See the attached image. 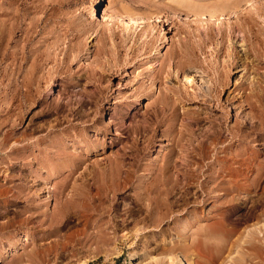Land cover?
Masks as SVG:
<instances>
[{
    "label": "rangeland",
    "instance_id": "1",
    "mask_svg": "<svg viewBox=\"0 0 264 264\" xmlns=\"http://www.w3.org/2000/svg\"><path fill=\"white\" fill-rule=\"evenodd\" d=\"M182 1L185 3L183 4ZM263 1L0 0V172L8 170L13 177V180L7 183L4 178H1L0 183L2 185L0 184V189L6 192L5 188L10 189L12 186L23 184L22 186L26 185L27 191L31 190L33 195L38 193L41 195L35 196V206L39 207L36 214H32L33 211L24 212L28 209V196L19 198L16 202L11 201L9 205L4 202L7 198H0V264H17L20 256L23 254L26 256V253L30 255L34 249L41 251L38 252V257L32 260L25 257L24 264H156L159 259L163 260L161 264H168L167 260L164 259L166 254L163 253L162 247L164 245L173 246V242L171 244L164 242L159 233L142 235L136 238L131 237L121 243L118 242L116 245H110L111 249L109 250H107V247L100 248L93 241L84 239L85 222H64L65 225H60L61 230L59 235L57 234L58 236L46 235L45 232L49 230V227H47L48 222L47 224H41L40 221L48 220V218L50 221L53 214L58 213L59 215L57 193L54 188L55 184L64 177L63 172L59 174L55 172V165L52 163L53 160H56H52L50 156L53 158V154L56 152L54 144L60 131L64 130L62 134L64 133L63 136L67 137L68 131L66 130L75 123L71 119V112L68 113L69 110L63 112L70 115L69 121L61 118L60 115L63 113L54 108L58 102L66 107L68 106V108L74 106L72 108L76 110L80 107L77 103L81 102V105H83L91 101L90 106L93 109L89 105L87 107L91 108L88 113L90 114L89 117L94 114L95 117L99 118L105 109L110 114L107 116L110 129L107 130L106 151L102 155V159L126 153L127 158L124 162L126 168L135 165L133 159L135 153L132 152L133 145H139L144 140L138 129L148 126L155 111L158 108L161 109L164 103L172 104L175 101V106L178 107L180 117L178 122H175L177 133L179 130L187 133V128L194 130V137L186 136L185 140L187 142H184L187 146L190 142L195 141L197 143V140H203L213 125L220 123L225 113L221 109L223 106L227 110L231 111L232 109L228 122L232 126L231 128L235 130H232L234 135L226 144L231 145L232 155H230L229 161L231 160V163L229 164L232 169L234 168V174L232 173L233 177H230V182L234 185L235 193L233 192L231 194L233 196H230L234 198H232L234 202L228 206L226 205V207L218 208V203H214L216 206L213 205L212 200H208L209 196L204 195L205 198H201L202 205H196L199 214L212 211V215L224 214L225 220L224 222L221 219H217V221L214 219L203 220L200 222L199 227L206 230L222 224L224 227L219 229L220 234L224 237H231L233 242L257 224H264V123L260 124L255 119L252 120L253 122L248 119L252 111L251 106L249 107L246 102L247 97H253L251 102L254 103L256 100L253 94L256 92L255 88L260 84L264 87V13L260 15L261 17L259 15L255 16V19H245L243 16L240 20L237 15L228 16L225 20H218L207 16L201 17L182 13V8L186 7L184 10L190 11V9L194 10L201 4H206L208 7H226L228 5L230 9H237L244 4L259 3L261 8L264 9ZM172 6L178 9L174 10ZM232 6L235 7L232 8ZM179 8H181L180 11H178ZM118 12H124L126 16L129 14L135 22L140 24V27L146 25L151 27L149 31L144 29L145 34L139 32L140 38L137 47L140 48V51L126 67L124 66L125 61L132 57L130 55L131 44L128 46L125 44L124 47L118 48L120 55L118 62L114 60L112 54L108 53H104L99 58L98 56L92 57V54L103 45L95 39V36L100 32L109 34V29H113L119 36L126 37L121 21L128 22L129 18L118 16ZM105 19L108 25L104 24ZM110 25H113L112 28ZM241 25L244 28L243 31L239 28ZM84 28H90L92 31L86 35L79 33ZM230 28H234L235 34L231 38L223 40L222 33L229 31ZM145 40L153 41V46L150 47L146 55H144L145 49H142ZM109 42L107 41V49H111L114 44L113 41ZM74 47L78 49L76 48L75 51ZM77 50H81L78 59L76 58ZM172 57L181 63L179 73L176 71L172 76H168V79L165 78L166 74H164L165 77L161 84L158 81L152 86L153 81L150 75L153 76L158 71L161 61L167 62V68L170 69V72L173 73L177 69L174 68L173 63L175 60H172ZM169 62H171L172 67ZM90 63L93 67L102 64L106 66L107 70L111 66V71L105 73L101 83V88L104 90L103 95L98 92L97 86L99 84H91L86 88L87 90H82V87L75 89L72 87L74 76L79 70L90 69L87 65ZM114 65H118V67ZM184 74L190 76L193 83L189 84L185 80ZM221 76L225 78L224 80L227 81L228 86L223 90L221 89V93H216L215 85L222 78ZM29 77H34L35 80L40 78L41 85L39 93L34 92L33 96L28 99L21 85ZM16 84H18L17 87ZM133 95L134 97L131 98ZM91 96H94V99ZM87 99L89 101H86ZM28 100L33 101L32 106L28 104ZM127 102H129L127 113L129 111L130 113L125 116L124 120L119 119L120 112L125 108ZM162 102L163 104H161ZM241 103L243 108L240 111H244L243 114H248V116L237 118L233 116L236 113L233 108L240 106ZM186 112H190L191 115H184L183 113ZM196 112L201 113L203 117L208 119L197 123L191 118L192 114ZM236 123H242L243 125L239 128L235 126ZM35 128L38 129L31 131ZM164 129L166 127L158 130L154 147L148 151V157L144 161L146 166L142 171L145 174H143L142 183H146L152 178L154 172L150 167L156 166L159 162L161 163V159L169 151V146L175 137L162 138L161 132ZM239 129L242 132L245 129V131L249 130L246 138L242 139L241 132L239 131L240 134L238 132ZM46 144H48L49 149ZM219 145L218 150L225 146V144ZM45 152L47 153L46 158L44 157ZM224 155L219 154L221 158ZM194 161H196L195 164L198 162L200 166L203 165L201 168L203 172L202 180L204 179V182L208 181L211 173L208 166L214 164V159L207 158L204 161L195 159ZM233 163L234 166H232ZM43 170L48 172V174L47 172L44 174L46 177L50 175L47 177L49 182L47 186L39 181L42 178L38 173ZM50 170L53 172L51 173ZM23 173H26V175ZM44 175L41 176L44 177ZM48 188L51 196L49 200L44 199L49 195ZM192 191H195V188ZM14 196L18 195L15 194ZM10 199L13 200V198ZM122 200L123 197L120 198V201ZM125 201H127V205L131 203L130 199ZM124 202H122V205ZM190 210H193V206L188 207V211ZM19 211H23L21 219H26L25 223H27L22 228L19 237L25 236L27 241L24 244L25 246L12 257L1 258L5 249L8 248V233L14 229H8V222L12 220L15 223V220L19 219ZM262 212V216L259 217ZM58 215L51 221L56 223L58 219H62L63 216L59 215V218ZM167 226H165L166 229L173 227V224ZM191 229L192 231L188 233L190 236L195 233L197 227L193 226ZM180 230H182L181 226L179 227ZM188 231H185L186 234L182 233L183 237L187 235ZM171 236L173 235L169 237ZM183 243L188 247V251L179 250L177 252L192 257L195 264H207L210 260H213L214 253L212 251L204 249L198 251L200 254L195 252L196 249L193 247L191 238ZM221 244H219L221 247H228L227 252L223 254L224 260L231 254L229 249L232 247V243H228V246L226 244V247L225 242ZM135 245L138 246L134 247ZM118 252L119 254H117ZM134 254H136V257L132 260ZM262 262L260 264H263ZM253 264H256L255 261H253Z\"/></svg>",
    "mask_w": 264,
    "mask_h": 264
},
{
    "label": "bare ground",
    "instance_id": "2",
    "mask_svg": "<svg viewBox=\"0 0 264 264\" xmlns=\"http://www.w3.org/2000/svg\"><path fill=\"white\" fill-rule=\"evenodd\" d=\"M258 4L257 3H250L247 5L244 4L242 7H239L237 9L236 8L230 9L228 5L226 7L223 6L208 7V5L206 6V4L205 5L201 4L197 8H194V10L190 9V11L189 10L187 11V9L184 10L186 7L184 9L182 8V13H185L186 15H194L201 17L207 16L212 19L214 18L218 20H225L226 17L232 15H237L239 20L243 16H244L243 18L245 19L247 18L255 19V16L257 15L260 16L262 13H264V9L261 8V4L259 5ZM262 4H264V1L262 2ZM234 7L232 6V8ZM172 9L175 10L178 8L172 6ZM180 9L181 8H179L178 11H180ZM253 12L256 13L253 14ZM117 14L120 17L125 16L129 18L128 22L121 21V23L123 24L122 28L126 34V37L119 36L115 31H113V29H109L110 30L109 34L105 32H100L95 36V39H97L98 42L99 43L101 42L103 45L92 54V57L98 56L99 58L101 55L103 56L104 53L105 54L108 53V54H112V56H114L115 58L114 60L118 62L120 56L118 48L124 47L125 44L127 46L131 44L132 46H130L131 49L130 55L132 57L129 60L125 61L126 64L124 66L126 67V65H128L132 60L136 58L135 56L140 51V48L137 47L138 39L140 38L139 32H141V34L142 33L145 34V31H149L151 27L147 25L145 27H140V24H138V22H135L133 18L130 17L129 14H127L128 16H126L125 15L126 13L124 12H118ZM103 22L105 25L106 24L108 25L106 19ZM239 28L241 31L244 30L242 25L239 26ZM91 31L92 29L90 28H84L83 30L81 29L79 33L86 35L89 34ZM234 34H235L234 28H230L229 31L222 33V39L223 40H225L226 38L229 39ZM118 40H120V42H118ZM107 41H110L109 43H111V41L114 42L113 47L111 49H107L108 47ZM147 41L145 40L144 47L143 48L141 47L142 49H145L144 55L148 54V50H150V47L153 46L152 45L153 41H148V42ZM77 47H74V50ZM80 53L81 50H77L76 58ZM95 58L97 59V57ZM172 60L175 59L173 58ZM166 63H167L166 61H161L160 68L158 69V71L156 70L157 72H155L153 76L150 75L153 81L152 86H154V84H156L158 81L159 84H161V82L164 80L163 78L165 77L164 74H166L165 78L168 79V76L169 77L172 76V74L176 73V71L177 73H179L180 64H181L179 60L178 61L175 60L173 63L174 68L175 69L177 68L176 70H174L173 73L170 72L169 68H167L168 65ZM169 64L171 66V62H169ZM87 65L88 67H90V69L88 70L82 69L81 71L82 72L84 71V73H82L79 70V72H77V74L74 76V81H72L73 84L71 83L72 87L74 89L77 87L79 88L82 87L81 88L82 90H87L86 88L89 87L91 84H95V85L99 84L97 86V88L99 89L98 92L100 93V95H103L104 90L101 88V83L105 77V73L110 70L111 66L110 67L108 66L109 70H107L106 66L102 64H98V66L96 67L95 66L93 67L91 63ZM114 66L118 67V65H114ZM221 77L222 78H220L217 81V85H215L216 93L222 91L226 86H228L227 81L224 80L225 78H223V76ZM184 78L189 84L193 83V80L191 79L190 76L185 75ZM22 83L23 84L21 86H23L22 88H24L25 91L24 94L25 96H27L28 99L33 96L34 92L39 93L40 85H41L40 78L35 80L34 77H29ZM17 85L18 84H16V87ZM255 89L256 92L253 91L254 92L253 94L256 99L255 100L256 103L251 102V99L253 97L250 98L247 97L246 99V102L249 105V107L251 106L252 114H249L250 116H248V114H243L244 111H240V109L243 108L242 106L243 102H242L240 106L233 108V110L236 112L233 116H236L237 118L238 117L243 118L245 116H248L249 117L248 119H250L251 121L255 119L257 122L259 121V123L262 124L264 123V87L261 86L260 84ZM91 97L94 99V96ZM132 97H134V95L131 96V98ZM28 101H29L28 104L32 106L33 101L32 100H28ZM86 101L89 100L87 99ZM90 102H87V104L86 103L83 104L84 103L83 102L82 103L83 105H81V102L77 103L78 106L80 107L76 110L74 109L75 111L72 108L74 106L68 108V106L66 107L63 104H60L59 102L58 104L55 105L56 107H54L60 113L61 112L63 113L64 110H69L68 113L71 112L70 114L71 119H73L75 123L72 124L71 127L68 126L70 128H68L67 130L65 128V130L68 131V134H66L67 137L65 136L66 138L63 136L64 133L62 134V131L64 132V130L61 129L62 131H60L59 134L60 136L58 135L54 144L56 147V150L55 148L54 150L56 152L55 154H53V158L50 156L52 160L53 159L56 160V161L53 160L52 163L55 165L54 168V170L56 169L55 172L57 174L62 172L64 173L63 174L64 177L60 179V181H58L57 184H55L56 185L54 188L55 190L53 189L57 193L56 196L58 200L57 204L59 205V209L58 208L57 209L59 215L63 217L62 219H58V220L56 219L57 220L56 223L51 221V219H55L57 217L56 216L58 215L57 213L56 215L53 214L52 216L53 218H50V221L48 217H46L48 218V220L40 221L41 224H47L48 222V226L47 225L46 226L49 227V230H47L46 232L44 231L47 236H52L57 234L59 235V232L61 230L60 225L64 224V222L71 223L78 221V222H85L84 224L86 229L84 228L85 230L83 232L84 239L93 241V243L100 246V248L107 247V250L111 249L110 245L113 244L116 245L118 242L121 243L123 240H127L131 237L136 238L142 235L144 236L148 234L155 235L156 233H159L162 236L164 242H168L169 244L173 242V246L169 247L168 245H166L167 246L166 247L164 245L162 247L163 253L166 254L164 259L167 260L168 264H195V261L192 257H188L186 256L187 254L184 255L182 252H177L179 250L188 251V247L185 246L183 242H185L186 240L187 241L190 240V238L193 241V247L196 249L195 252L198 251L200 252L206 249L207 251H212L214 253V257L212 258L213 260H210V262H208L207 264H248L249 262L253 264V261H255L256 264H260L264 260V224H257L256 226L253 227V229L247 230V232L244 235L242 236L240 235V237L236 238L233 242L231 237L229 236L224 237L222 236V234H220L219 229L224 227L222 224L214 226L215 228L212 227L206 230L203 229L202 227L200 229L199 227V225H201L200 222L203 220L209 221L211 219H214L217 221V219L218 220L221 219L223 222L225 220L224 214L212 215V211L208 213L201 212V214H199L198 212L199 210L197 211L196 205L199 206L202 205L203 201L201 200V198H203L204 195L209 196L208 200H212L211 203L213 202V205H215L214 203H218L219 204L218 208L222 206L226 207V205L228 206L230 203L234 202L233 201L234 198L233 197H232L233 199L231 198V196L233 195L231 194H233L235 188L234 185H232L230 182V177H233L232 173L234 172L233 171L234 168L232 169L231 165L229 164L231 163L230 162L231 160L229 161V158L230 155L232 154H231V145L228 144L229 143L228 140L234 135L233 134L234 132L232 130H235L231 128L232 126H230L228 122L232 114V109L230 111L223 106L221 108L225 112L222 117L223 122L221 120L220 123L214 124L211 130L209 132L207 131L208 133L203 140L201 141L197 140V143L195 141L192 143L190 142L189 145L187 146V144L184 142L186 141L185 140L186 136L187 135L193 136L195 134L194 130L187 128L186 130L187 133L180 132L179 130L180 133L178 132L179 133L178 134L175 128L176 125L175 122H178V118L180 117V113L178 112L177 109L178 107L175 106L176 105L175 101L172 104L170 103L163 104L162 102L161 104H163L164 106L161 109L159 108L157 110L155 109L156 111L152 116V120L148 124L149 127L146 126L145 128L142 127L143 129H138V131L141 132L144 140L139 145L137 144L133 145L132 152L135 153V156L133 158L135 161V165L126 168L125 167L126 164H124L125 159L127 158L126 153L116 154L113 157L110 158L105 157L104 159H102V155H104L105 154L104 152L106 151L105 144H106V138L108 136L107 130L108 128L110 129V125L109 123H107V116L110 114H108V112L104 109L99 118L95 117L94 114L93 116L89 117L90 114L88 113L91 108L93 109V107L90 106L91 105ZM128 103L129 102H127V105L125 104L126 105L125 108L121 110L120 112L121 116L119 117V119L121 118L122 120H124L125 116H127L130 113V111L129 113H127L128 111L127 109L129 106ZM88 105L91 107L90 109L87 108ZM189 113L186 112L183 114L189 116L191 115ZM70 115L63 113L60 116L63 120L69 121ZM191 118L197 121V123L206 121L208 119L206 117H203L201 113L198 112L193 113ZM241 125L243 124L242 123L235 124V126H238L239 128ZM89 127L91 128L89 129ZM164 127H166V129H164L161 132L162 138L163 137L170 138L174 136L175 137L172 140V144L170 143L171 145L169 146L170 147L168 149L169 151L161 159V163L159 162L156 166L153 167L149 166L151 170L154 172L152 178H150L146 183H142V179H144L143 176L145 175L144 173H142V171L145 169L146 166L144 164V161L148 157L149 154L148 151L150 150V148L154 147L153 145L156 142V134L158 133V130ZM248 128H250V126H248ZM245 130L243 132L240 129L238 130V132L239 131L241 132L242 139L244 137L246 138V134L249 131V130L248 131ZM260 131L262 130L260 129ZM174 134H177L178 136ZM226 142L228 143L226 144ZM219 144H225V146L221 150L220 149L218 150ZM46 146L49 149L48 144H46ZM46 152L44 156L45 158L47 155ZM219 154L220 155L225 154L224 155L225 157L223 156L224 158L223 157L221 158ZM234 154L238 155L237 153ZM207 158L214 159L213 161L214 164L209 163L210 165L208 166V169L211 171V173L209 174L210 175L208 178L209 180L204 182L203 181L204 179L202 180L203 172L201 171L203 165L201 164L200 166L198 162H197L198 164L196 163L197 164L196 165L195 164L196 161L194 160L198 159L199 161H204ZM48 162H50V160H48ZM47 165L46 168L48 167ZM232 166H234V163L232 164ZM52 170H50L51 173L54 171ZM45 172L43 170L41 173L38 174L40 175V178H42L39 181L46 184L47 186V183H49L47 181V177L50 175L46 177V175H44ZM41 175L42 176L44 175V177H42ZM1 178H4L6 183L8 181L11 182V180H13L11 172H8V170H4L3 172H0V179ZM22 185L15 187L12 186L10 187V189L5 188V190H7L6 192L0 189V198L3 199L7 198V200H4V202H7L9 205L11 201L16 202L17 200H19V198L28 196L29 200L27 199V203L29 202V205H28V209L24 210V212L26 213L28 211L29 212L33 211L32 214L38 213L39 207L35 206L36 205L35 196H37L39 193L33 195V193H31V190L27 191L26 185L25 186ZM193 188H195V191H192ZM50 189L49 188L47 189L49 190L48 191L49 195H47L46 198L44 199H48V200L51 199ZM39 191L41 192V190ZM54 191L53 193H55ZM15 194L18 196H14ZM39 196L41 195L39 194ZM121 197H123L122 201H120ZM10 198H13V200ZM127 199L131 200V203L128 205H127V201L124 202V200ZM122 202H124V204L126 203V205L123 204L124 205L123 206ZM191 206H193V210L188 211V207ZM18 213H19L18 215L19 219L15 220L17 223L16 222L13 223L12 220L8 222V229L10 228L11 229L14 228V229L8 233V248L5 249V252L1 255V258L12 257L19 251V249L25 246L24 244L27 241V237L25 236L21 238L19 237L20 233L22 232V228L24 227L25 224L27 225V223H25L26 219L25 220L21 219V215L23 214V211H19ZM262 214L263 212L260 215L258 214L259 217H261ZM64 218L66 219L64 220ZM171 223L173 224V227L166 229L165 226ZM41 224L40 226H42ZM180 226L182 227V230L179 231ZM193 226L197 227V230L195 229L196 230L195 233H193L190 236V234L188 233L192 231L191 227ZM186 230L189 231L187 232V235L186 236L184 235L183 237L182 233L186 234L185 232ZM170 235L173 236L169 237ZM222 242H225V247L226 244L228 246V243L230 242L232 243V247L229 249L231 254L230 256H228V258L224 260H223V254L227 252L226 249L228 247L226 248H224V246L221 247L219 244H221ZM137 246L138 245H135L134 247ZM37 250L38 249H34L33 251H31L30 255H27L26 253V256L25 254L20 256L17 264H24L25 263L24 261H26L24 259L25 257H28L30 260H32L33 258H37L38 254L41 252ZM199 252L198 254H200ZM117 254H119V252ZM135 257L136 254L132 256V260H134ZM157 263L161 264L163 263V260L159 259L157 260ZM262 263L264 264V261Z\"/></svg>",
    "mask_w": 264,
    "mask_h": 264
},
{
    "label": "flooded vegetation",
    "instance_id": "3",
    "mask_svg": "<svg viewBox=\"0 0 264 264\" xmlns=\"http://www.w3.org/2000/svg\"><path fill=\"white\" fill-rule=\"evenodd\" d=\"M38 129V128H37ZM36 128L35 129H33V130H31V131H34V130H37ZM21 174V173H20ZM23 174H25L26 175V173H23Z\"/></svg>",
    "mask_w": 264,
    "mask_h": 264
}]
</instances>
